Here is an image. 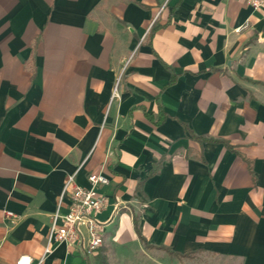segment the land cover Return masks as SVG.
Masks as SVG:
<instances>
[{
	"label": "crops",
	"instance_id": "1",
	"mask_svg": "<svg viewBox=\"0 0 264 264\" xmlns=\"http://www.w3.org/2000/svg\"><path fill=\"white\" fill-rule=\"evenodd\" d=\"M93 172L109 178L102 245L50 242L69 178ZM139 250L264 264V8L0 0V264Z\"/></svg>",
	"mask_w": 264,
	"mask_h": 264
},
{
	"label": "built area",
	"instance_id": "2",
	"mask_svg": "<svg viewBox=\"0 0 264 264\" xmlns=\"http://www.w3.org/2000/svg\"><path fill=\"white\" fill-rule=\"evenodd\" d=\"M253 10L264 8V0H246ZM90 186L84 187L70 177L71 202L66 213L60 210L52 216L51 242H67L70 245L83 244L87 234V253L94 254L102 245L104 224L99 221L98 214L107 206L108 200L102 187L109 184V178L102 172H93L88 176ZM10 215L12 213H9ZM18 264H32L31 259L22 257Z\"/></svg>",
	"mask_w": 264,
	"mask_h": 264
},
{
	"label": "rangeland",
	"instance_id": "3",
	"mask_svg": "<svg viewBox=\"0 0 264 264\" xmlns=\"http://www.w3.org/2000/svg\"><path fill=\"white\" fill-rule=\"evenodd\" d=\"M152 253V264H223L222 261L218 260L214 255L205 252H198L187 258L180 259V263L170 255L161 256L159 255L160 253L156 255L154 251ZM147 258H149V255H147L144 250H139L135 253V264H146Z\"/></svg>",
	"mask_w": 264,
	"mask_h": 264
},
{
	"label": "trees",
	"instance_id": "4",
	"mask_svg": "<svg viewBox=\"0 0 264 264\" xmlns=\"http://www.w3.org/2000/svg\"><path fill=\"white\" fill-rule=\"evenodd\" d=\"M157 27H158V24L155 22V23L153 24L152 28H151V34L157 29ZM135 229H136V231H137V234L139 235V237H140L141 240L143 241V243H145V245L148 246V242H147L146 238L143 236V234H142V232H141V230H140V228H139V225H138V222H137L136 219H135Z\"/></svg>",
	"mask_w": 264,
	"mask_h": 264
}]
</instances>
